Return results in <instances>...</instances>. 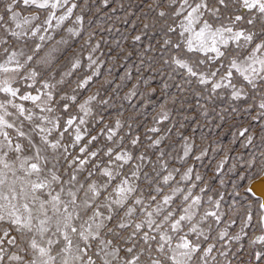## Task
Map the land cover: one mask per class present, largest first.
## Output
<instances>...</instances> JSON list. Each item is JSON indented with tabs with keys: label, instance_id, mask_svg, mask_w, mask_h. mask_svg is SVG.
<instances>
[{
	"label": "snow or ice",
	"instance_id": "obj_1",
	"mask_svg": "<svg viewBox=\"0 0 264 264\" xmlns=\"http://www.w3.org/2000/svg\"><path fill=\"white\" fill-rule=\"evenodd\" d=\"M0 264H264V0H0Z\"/></svg>",
	"mask_w": 264,
	"mask_h": 264
}]
</instances>
